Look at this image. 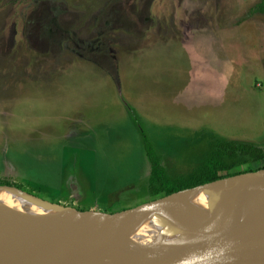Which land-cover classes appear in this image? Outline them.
Instances as JSON below:
<instances>
[{"label":"rangeland","instance_id":"374dc122","mask_svg":"<svg viewBox=\"0 0 264 264\" xmlns=\"http://www.w3.org/2000/svg\"><path fill=\"white\" fill-rule=\"evenodd\" d=\"M260 1L0 0V185L109 214L164 197L146 193L141 130L169 175L197 172L218 140L208 130L230 133L250 119L241 111L250 88L227 89L224 105L215 99L234 61L255 73L261 108L245 131L263 142ZM171 72L180 78L167 80ZM227 161L226 173L264 169Z\"/></svg>","mask_w":264,"mask_h":264},{"label":"water","instance_id":"95a60500","mask_svg":"<svg viewBox=\"0 0 264 264\" xmlns=\"http://www.w3.org/2000/svg\"><path fill=\"white\" fill-rule=\"evenodd\" d=\"M0 188L9 187L0 185ZM169 200L171 202L166 206L156 207ZM40 202L49 209L73 215L86 222L81 225L80 230L64 231V224L1 219L0 234L14 228L28 230L36 237L79 239L100 231L111 220H118L134 223L136 226L113 252L101 260L102 264H264V250L232 249L215 257H207L186 253L178 248L179 239L187 224L212 228L219 226L223 220L241 216L264 202V169L186 188L112 214L80 211L49 201ZM89 215L98 219L87 222ZM5 247L6 242L0 237V252ZM58 262L65 264V259L58 258Z\"/></svg>","mask_w":264,"mask_h":264},{"label":"bare ground","instance_id":"6f19581e","mask_svg":"<svg viewBox=\"0 0 264 264\" xmlns=\"http://www.w3.org/2000/svg\"><path fill=\"white\" fill-rule=\"evenodd\" d=\"M171 200L156 207H164ZM154 207V206H153ZM27 219L42 224H64V231L80 230L86 222L73 215L49 209L39 199L14 189L0 188V220ZM98 219L89 215L87 222ZM134 223L109 221L106 226L79 239L35 236L24 229H7L0 234L6 247L0 252V264H102L135 228ZM178 248L186 253L215 257L226 250H264V202L241 216L223 220L219 226L203 228L186 225Z\"/></svg>","mask_w":264,"mask_h":264},{"label":"trees","instance_id":"16d2710c","mask_svg":"<svg viewBox=\"0 0 264 264\" xmlns=\"http://www.w3.org/2000/svg\"><path fill=\"white\" fill-rule=\"evenodd\" d=\"M252 11L253 13L264 14V0H261ZM135 119H137L136 115ZM141 137L145 155L150 164L147 185L149 197L167 196L186 188L239 174L240 172L226 173L234 165L229 164L227 159L233 160L243 157L246 161H264V149L262 147L253 143L218 139L211 145L208 157L197 172L186 179L176 178L169 175L163 165V156L144 130H141Z\"/></svg>","mask_w":264,"mask_h":264},{"label":"crops","instance_id":"0c3cea01","mask_svg":"<svg viewBox=\"0 0 264 264\" xmlns=\"http://www.w3.org/2000/svg\"><path fill=\"white\" fill-rule=\"evenodd\" d=\"M219 45H220L219 43H215V46H213L214 52L218 55L219 52L223 51V54L226 56L227 52L224 51V49L222 50V48ZM226 58H227V56H226ZM252 70L250 71L245 67H243V68L240 67V69H239V66H238L236 61H234L233 63H230L229 69L225 70V74H224L225 79L221 82L220 91L218 93L220 95V98H218V97L215 98L218 100V102L221 101L220 102L221 105H224L226 102L225 96L227 93V89L232 90L234 88L232 91H237L239 86H241L242 88L243 87L244 88H250V92H252V94H250V96H251L250 101L249 102L247 101V103L241 108V111L250 115V119L246 118L245 120H241V121L238 120V122L235 121L234 127L232 129H230L231 130L230 133H223L224 129L221 126H219L220 128L218 127V129H217L218 132H214V131L212 132V130H211V132H209V130H208V133H206V135H208V138L215 137V138L220 139V140H231V141L253 143V144H255L259 147H262L264 149V138H263V142H257L253 139L254 135L252 133L247 134L245 131L246 128H250V129L252 128L253 123H254L253 113H254V111H257L261 108V103L257 98L255 99V97H257V95L255 96V93L253 91V83L252 82H254L255 73ZM180 76H181L180 72L177 74H174L171 72L167 76L168 77L167 80H175L178 77L180 78ZM185 82H186V78H184V75H183L181 81L179 79V80H177V83H175V84H174V82L168 83L165 87L166 93L169 94L171 91H173L171 93H175L174 91L176 90V88H179L180 86H182L181 83L184 84ZM199 101H200V99H199ZM263 110L264 109H261L260 111L262 112ZM92 128H93L92 126L88 127L87 132L89 130H91ZM235 130H236L237 134L234 133ZM220 132L222 134H220ZM224 134H226L225 137L223 136ZM206 135L204 136L205 137L204 140L207 139ZM238 135L248 137V138H247V140H243L245 138L238 139L239 138ZM157 147L159 148V146H157ZM147 185H148V181H147ZM146 193H148L147 188H146Z\"/></svg>","mask_w":264,"mask_h":264}]
</instances>
